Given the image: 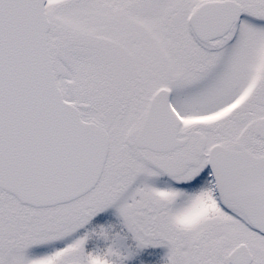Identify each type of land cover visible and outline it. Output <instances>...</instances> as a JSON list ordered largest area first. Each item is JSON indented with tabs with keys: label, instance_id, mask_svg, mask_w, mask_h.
I'll use <instances>...</instances> for the list:
<instances>
[{
	"label": "snow or ice",
	"instance_id": "obj_1",
	"mask_svg": "<svg viewBox=\"0 0 264 264\" xmlns=\"http://www.w3.org/2000/svg\"><path fill=\"white\" fill-rule=\"evenodd\" d=\"M0 264H264V0H0Z\"/></svg>",
	"mask_w": 264,
	"mask_h": 264
}]
</instances>
